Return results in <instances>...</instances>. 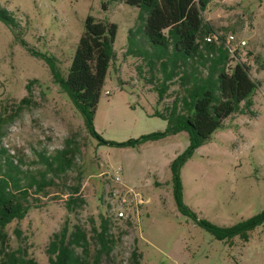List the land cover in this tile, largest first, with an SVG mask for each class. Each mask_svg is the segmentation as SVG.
<instances>
[{
  "label": "rangeland",
  "instance_id": "374dc122",
  "mask_svg": "<svg viewBox=\"0 0 264 264\" xmlns=\"http://www.w3.org/2000/svg\"><path fill=\"white\" fill-rule=\"evenodd\" d=\"M141 3L153 4L145 29L150 38L176 28L179 46L187 50L190 33L208 25L225 39L232 35L246 42L238 59L227 64L214 114L206 113V100L198 109L195 124L210 139L179 177L183 204L199 220L231 227L264 210V0H0L15 22L10 27L0 21V156L39 179L44 158L67 146L75 151L70 170L47 174L50 186L42 193L30 191L29 213L7 227L10 247L48 264L52 236L80 226L94 253L95 231L106 220L111 252L100 264H264V225L250 232L247 243L238 237L226 243L178 211L170 165L187 150L186 133L135 148L98 146L52 79L44 58L55 60L81 98L94 97V129L105 141L163 132L166 122L152 115L165 114L184 90L175 77L159 102L158 66L150 71L141 58L126 55ZM137 40L151 49L142 33ZM104 44L112 47L113 60ZM253 84V104L246 111L244 97ZM25 98L29 103L19 109ZM120 198L129 202L123 209L127 219H117L118 210L113 211L111 202Z\"/></svg>",
  "mask_w": 264,
  "mask_h": 264
},
{
  "label": "trees",
  "instance_id": "16d2710c",
  "mask_svg": "<svg viewBox=\"0 0 264 264\" xmlns=\"http://www.w3.org/2000/svg\"><path fill=\"white\" fill-rule=\"evenodd\" d=\"M153 10V4L148 6L141 3L137 15L138 26L130 30L127 37L126 55L133 58H141L150 71L156 66L162 76V80L155 92L158 101L164 100L168 91L167 83L178 77L179 84L184 90L180 98H175L170 107L165 109V114L155 112L152 117H157L166 122V129L163 132L151 133L141 136L139 139H130L124 143H115L103 140L94 129V116L90 103L94 97L85 100L80 97L68 81L61 75L52 57L44 58L54 83L61 92L66 95L75 111L80 115L87 134L97 141L98 146L111 148H135L148 142L164 139L168 136L186 133L189 139L187 150L177 157L170 165L173 181V199L179 212L191 218L196 226L211 234L217 241L230 243L238 237L243 243H247L250 232L259 226L264 225V210L257 215L242 221L231 227H219L205 220H199L183 204V188L179 177L182 166L193 156L195 151L202 147L209 136H203L195 123L198 109L203 101H208L205 108L207 114H214L215 108L222 102L223 77L226 75L227 64L231 59L228 50L225 48V38L216 34L214 29L208 25L202 26L197 31H192L193 41L187 50L181 49L179 44L181 36L179 30L172 28L167 36L156 35L150 38L146 34L147 17ZM0 21L7 26H14L15 22L9 13L0 8ZM142 33L150 43V50L139 46L138 34ZM215 36L216 41L207 42L203 37ZM104 52L109 60L115 58L112 47L104 44ZM238 59V56L236 57ZM158 64V65H157ZM205 71L203 75L200 70ZM34 82H30L27 90ZM253 84L251 90L244 97V109L249 111L252 106L253 96L256 91ZM29 103L28 98L23 99L18 108ZM233 111H237L238 104L234 102ZM3 120L0 115V121ZM216 118L211 123H216ZM215 126L214 129H217ZM74 150L67 146L65 149L55 152L51 157L43 159L44 171L38 179L34 175L23 171L8 156H0V264H37L29 259L25 252L20 249L12 250L7 233V227L14 221H22L30 211V191L40 194L49 187L46 175L62 174L70 170L74 161ZM78 188L73 189L77 193ZM77 199L70 200L67 204L76 203ZM99 231L96 233L97 250L91 253L92 240L80 226H74L72 231L64 227L59 233L54 234L47 247L48 264H100L103 256L111 252V242L108 236V223L101 220ZM17 239H21L22 233L19 229L14 230ZM94 241V240H93Z\"/></svg>",
  "mask_w": 264,
  "mask_h": 264
},
{
  "label": "built area",
  "instance_id": "2783aa9c",
  "mask_svg": "<svg viewBox=\"0 0 264 264\" xmlns=\"http://www.w3.org/2000/svg\"><path fill=\"white\" fill-rule=\"evenodd\" d=\"M212 40L216 41L217 38L215 36L206 38L207 42H211ZM246 45L245 41H236L232 35L228 36L224 43L225 48L228 50L231 58L233 59H236L240 52L242 53L243 49L246 48ZM128 204L129 202L125 200V198H120L116 202H111V205L114 206L113 211L118 210L115 213L117 219H127L128 216L125 214L123 209L127 207Z\"/></svg>",
  "mask_w": 264,
  "mask_h": 264
}]
</instances>
